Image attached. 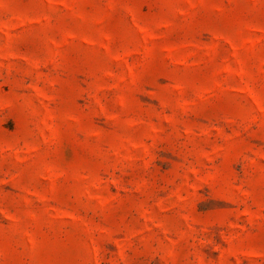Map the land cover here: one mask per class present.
<instances>
[{"label": "rangeland", "instance_id": "rangeland-1", "mask_svg": "<svg viewBox=\"0 0 264 264\" xmlns=\"http://www.w3.org/2000/svg\"><path fill=\"white\" fill-rule=\"evenodd\" d=\"M0 264H264V0H0Z\"/></svg>", "mask_w": 264, "mask_h": 264}]
</instances>
